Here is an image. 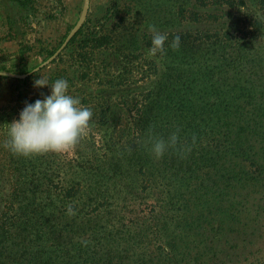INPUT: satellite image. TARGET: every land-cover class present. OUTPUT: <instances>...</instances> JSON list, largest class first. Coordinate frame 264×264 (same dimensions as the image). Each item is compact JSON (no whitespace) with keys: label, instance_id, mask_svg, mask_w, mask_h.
Listing matches in <instances>:
<instances>
[{"label":"trees","instance_id":"obj_1","mask_svg":"<svg viewBox=\"0 0 264 264\" xmlns=\"http://www.w3.org/2000/svg\"><path fill=\"white\" fill-rule=\"evenodd\" d=\"M195 1L249 14L168 36L120 154L17 155L1 127L0 264H264V20ZM109 40L87 21L72 43L83 57Z\"/></svg>","mask_w":264,"mask_h":264},{"label":"rangeland","instance_id":"obj_2","mask_svg":"<svg viewBox=\"0 0 264 264\" xmlns=\"http://www.w3.org/2000/svg\"><path fill=\"white\" fill-rule=\"evenodd\" d=\"M247 1L264 20V0ZM195 10L197 21L191 15ZM228 12L241 19L249 14L246 8L228 11L226 6H196L195 0H0V129L5 126L7 132V123L19 118L26 102L42 99L50 92L47 86L34 87V79L43 76L51 83L64 78L69 94L91 108L93 115L79 142L56 153L68 158L103 155V144L114 140L116 147L108 154H120L127 138L134 134L135 114L131 111L141 101L140 93L156 78L154 61L165 55H147L150 27L167 36L216 33ZM215 14L216 19L208 17ZM87 21L110 40L103 49L81 57L77 43H72L76 34L69 37ZM172 54L169 62L174 60ZM221 193L224 199L219 201L226 204L228 195ZM250 202H254L252 197Z\"/></svg>","mask_w":264,"mask_h":264},{"label":"clouds","instance_id":"obj_3","mask_svg":"<svg viewBox=\"0 0 264 264\" xmlns=\"http://www.w3.org/2000/svg\"><path fill=\"white\" fill-rule=\"evenodd\" d=\"M150 31L151 46L147 55L155 57L158 53L163 54L168 36L155 26H151ZM179 43L180 37L175 36L171 47H179ZM33 86H47L50 92L43 95L42 99L26 102L19 118L7 123L8 140L5 147L14 154L27 157L46 152H63L75 146L89 125L93 115L91 108L82 106L78 97L69 94V84L64 78L49 83L47 78L39 76L34 79ZM177 139L175 132L167 140L156 139L152 145L155 156H162L169 145L177 143Z\"/></svg>","mask_w":264,"mask_h":264},{"label":"water","instance_id":"obj_4","mask_svg":"<svg viewBox=\"0 0 264 264\" xmlns=\"http://www.w3.org/2000/svg\"><path fill=\"white\" fill-rule=\"evenodd\" d=\"M77 29H78V28H77ZM77 29H76V30L70 35L69 39H71V37H73V35L76 34V32L78 31Z\"/></svg>","mask_w":264,"mask_h":264}]
</instances>
